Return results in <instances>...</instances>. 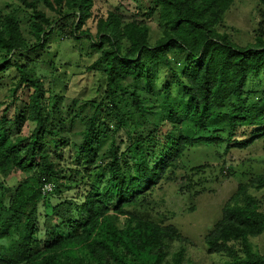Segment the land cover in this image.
I'll list each match as a JSON object with an SVG mask.
<instances>
[{
  "label": "trees",
  "instance_id": "obj_1",
  "mask_svg": "<svg viewBox=\"0 0 264 264\" xmlns=\"http://www.w3.org/2000/svg\"><path fill=\"white\" fill-rule=\"evenodd\" d=\"M16 1L31 41L17 12L0 7V264H194L184 245L174 248L184 239L161 208L179 181L195 208L208 165L190 166L191 150L224 148L226 157L264 140V0H250L248 43L226 23L238 0H145L130 17L120 5L96 17L97 0ZM64 39L80 51L89 42L87 55L98 57L86 72L100 79L94 97L67 105L60 92L77 69L57 63L53 47ZM38 64L50 70L49 86ZM263 235L264 172H256L204 244L223 264H264L254 243Z\"/></svg>",
  "mask_w": 264,
  "mask_h": 264
},
{
  "label": "rangeland",
  "instance_id": "obj_2",
  "mask_svg": "<svg viewBox=\"0 0 264 264\" xmlns=\"http://www.w3.org/2000/svg\"><path fill=\"white\" fill-rule=\"evenodd\" d=\"M145 0H97L94 10L96 17L106 15L108 11L121 6V12L124 16L130 17L136 13L137 7ZM254 3L250 0H238L234 7L227 15L226 23L234 37L243 39L249 42L251 38V30L255 19ZM0 7L6 11L15 10L22 21V29L29 41V19L26 12L19 8V3L16 0H0ZM48 15L54 16V13L49 9L45 10ZM87 27L93 36L96 34V22L89 21ZM152 36H157L158 27L157 20L153 19L150 22ZM95 39V38H93ZM240 42V41H238ZM246 42V43H248ZM56 43V42H55ZM245 43V44H246ZM83 50L80 51V46L74 40L64 39L58 44H54L53 51L59 50L57 63L67 67L68 73L72 69H77V76L67 83V88L61 90V94L65 98V105L69 104L70 99L74 98H91L95 96V90L99 84V77L94 73H87L86 68L89 67L98 57V54L88 56L87 49L89 42H85ZM81 54V55H80ZM38 73L46 76L47 86L51 80V72L43 64L37 65ZM26 96V95H25ZM14 108L10 109L9 115H13ZM31 124L26 122L23 126L24 135H28ZM82 130L80 125L74 126L73 140L79 142L78 133ZM224 148H209L201 147L190 151L186 156V161L190 166L207 164L208 167L201 175L203 185L198 189H204L194 201V209L192 201L189 198L190 192L183 190L180 192L181 181L176 185L167 189L165 194V204L161 211L166 213L170 218V222L174 223L179 229L183 237V244L176 243L174 248L178 249L182 245L186 247L188 258L194 264H223V259L218 256H210L206 252L204 244V235L209 227H211L220 217L221 209L226 200L236 190L240 181L252 173L264 172V140L258 141L251 148L243 151H232L230 155L223 157ZM226 162V168L222 171V167ZM233 171V175H228L227 170ZM24 175L14 177L9 181L15 184L16 179H22ZM15 179V180H14ZM53 190V189H52ZM55 200L50 197L43 207H41L40 224L43 225L44 216L50 213ZM259 250L264 253V235L254 240Z\"/></svg>",
  "mask_w": 264,
  "mask_h": 264
},
{
  "label": "built area",
  "instance_id": "obj_3",
  "mask_svg": "<svg viewBox=\"0 0 264 264\" xmlns=\"http://www.w3.org/2000/svg\"><path fill=\"white\" fill-rule=\"evenodd\" d=\"M52 189H53V186L51 184H45L43 187L44 192H50L52 191Z\"/></svg>",
  "mask_w": 264,
  "mask_h": 264
}]
</instances>
